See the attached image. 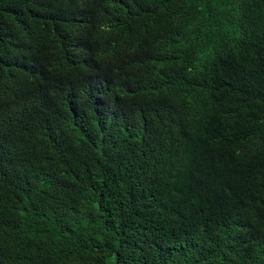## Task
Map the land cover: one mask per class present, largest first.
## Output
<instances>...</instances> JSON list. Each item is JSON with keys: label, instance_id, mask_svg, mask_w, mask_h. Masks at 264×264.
Returning <instances> with one entry per match:
<instances>
[{"label": "trees", "instance_id": "trees-1", "mask_svg": "<svg viewBox=\"0 0 264 264\" xmlns=\"http://www.w3.org/2000/svg\"><path fill=\"white\" fill-rule=\"evenodd\" d=\"M0 264H264V0H0Z\"/></svg>", "mask_w": 264, "mask_h": 264}]
</instances>
